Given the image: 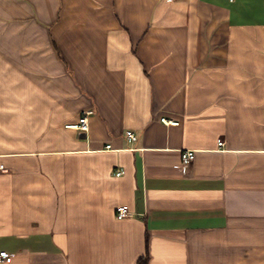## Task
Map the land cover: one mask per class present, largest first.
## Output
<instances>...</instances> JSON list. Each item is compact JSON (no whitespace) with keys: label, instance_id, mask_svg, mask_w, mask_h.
I'll return each instance as SVG.
<instances>
[{"label":"crops","instance_id":"obj_1","mask_svg":"<svg viewBox=\"0 0 264 264\" xmlns=\"http://www.w3.org/2000/svg\"><path fill=\"white\" fill-rule=\"evenodd\" d=\"M0 167L10 264H264V0H0Z\"/></svg>","mask_w":264,"mask_h":264},{"label":"built area","instance_id":"obj_2","mask_svg":"<svg viewBox=\"0 0 264 264\" xmlns=\"http://www.w3.org/2000/svg\"><path fill=\"white\" fill-rule=\"evenodd\" d=\"M167 1H175V0H167ZM93 114H94L93 111L84 112L82 118L80 119L79 124L76 126H73L72 128L87 133L89 131V118ZM162 122L165 123L166 125H170V124L178 125L177 122L166 121V119H163ZM126 138L131 143L136 142L138 139L136 134L133 131H127ZM223 145H224V143L220 142V146H223ZM195 158H196V152L195 151H185L182 153V173L183 174L186 175L188 173V170H189L190 166L192 165V163L194 162ZM1 169H2V167H0V170ZM122 175H124V171H119L116 173L117 177H121ZM131 216H132V213L126 207H121L118 210L117 218L119 220H124V219L130 218ZM14 257H15V255H13V254H9L7 252H1L0 253V264H10V263H12Z\"/></svg>","mask_w":264,"mask_h":264},{"label":"trees","instance_id":"obj_3","mask_svg":"<svg viewBox=\"0 0 264 264\" xmlns=\"http://www.w3.org/2000/svg\"><path fill=\"white\" fill-rule=\"evenodd\" d=\"M139 264H148V258L146 259H141Z\"/></svg>","mask_w":264,"mask_h":264}]
</instances>
